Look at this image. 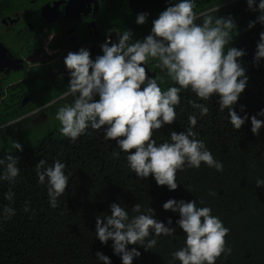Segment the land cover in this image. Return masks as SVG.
I'll use <instances>...</instances> for the list:
<instances>
[{"label": "clouds", "instance_id": "9594fccd", "mask_svg": "<svg viewBox=\"0 0 264 264\" xmlns=\"http://www.w3.org/2000/svg\"><path fill=\"white\" fill-rule=\"evenodd\" d=\"M246 3L250 11L260 13L248 28L255 27L256 23L264 25V0L258 4L257 0H246ZM220 6L197 13V0H169V6L152 21L151 32L143 40L134 39L133 32L126 29L117 36L116 42L106 40L101 45L103 54L94 60L86 48L69 52L64 59L69 83L63 96H71L72 100L60 106L55 114L61 135L75 143L88 135L89 130L103 132L102 139L106 143L115 141L119 150L112 152L113 158L118 159L124 153L127 166L136 177L147 180L151 176L157 186H166L170 192L181 185L177 182V173L185 167L199 169L204 164L223 172V163L194 131L198 119L210 115L208 102L213 98L220 113L227 110L225 119L234 131L238 132L249 120L247 114L240 115L235 110L248 86L249 78L242 62L247 53L230 46L237 35V24L231 15H218ZM148 15L139 13L136 24L144 25ZM201 19L202 23H198ZM149 61H155L154 67L161 70L162 76L150 75ZM261 61H264V32L259 35L253 58L255 65ZM164 77L176 86L162 90ZM185 91L203 102L188 99V105L195 110L188 115V127L180 133L170 131L158 143L159 130L178 120L177 108ZM48 107L50 104L45 103L39 110ZM240 111L244 112L243 106ZM262 128L264 109L251 117L253 135L259 136ZM12 147L23 151L19 142H12ZM18 165L19 158L13 154L0 158V183L17 184L18 177L22 179ZM34 168L38 185L46 189L49 206L60 207L59 199L70 187L72 176L67 164L60 159H54L51 164L40 159ZM256 187H264V179L258 178ZM209 195L214 197L216 193L210 191ZM14 197L10 187L5 193L9 204L0 207L3 220L16 215L11 207ZM28 203L24 212L29 211ZM199 204L203 205L204 201L200 200ZM163 209L179 214L176 225L185 237L184 245L171 254L170 264L176 261L217 264L218 259H227L232 254L225 239L230 229L219 216L213 215L211 207H199L196 199L187 202L169 199ZM110 213L96 217L95 237L102 245L111 241L113 253L120 257L122 264H133L141 256L136 247L129 248V245L149 251L157 246L161 236L173 237L176 233L170 218L166 225L156 218L150 206L142 207L141 203L130 210L123 203H112ZM96 257V264H112L102 252H97Z\"/></svg>", "mask_w": 264, "mask_h": 264}, {"label": "trees", "instance_id": "16d2710c", "mask_svg": "<svg viewBox=\"0 0 264 264\" xmlns=\"http://www.w3.org/2000/svg\"><path fill=\"white\" fill-rule=\"evenodd\" d=\"M4 3L0 1V6ZM109 3L119 7L121 33L129 29L136 40L150 34L152 21L169 6V0H109ZM219 6L218 15H231L237 24V35L230 46L246 51L242 62L249 78L235 106L237 113L247 114L249 120L238 132L225 119L227 110L218 111L215 98L208 102L210 115L198 119L194 129L213 156L223 163V172L204 164L199 169L185 167L177 173L181 185L170 192L166 186H157L151 176L147 180L136 177L128 168L124 153L118 159L113 158L112 152L119 150L115 141L106 143L102 139L103 132L89 130L88 135L71 143L61 135L56 120L38 139L23 145V151H16L12 145L0 148V158L9 153L19 158L22 177H18L14 186L0 183V207L9 204L5 193L12 187L15 197L11 207L16 211L9 220L0 218V264H96L97 252L108 256L112 264H122L113 253L112 242L102 245L95 237L96 217L110 215L112 203H123L129 210L141 203L142 207L150 206L156 218L166 225L169 218L173 221L175 235L161 236L155 248L145 251L143 247L129 245L141 253L133 264H170L171 254L184 245L185 237L176 225L179 214L163 209L169 199L185 202L196 199L199 207H211L213 215L219 216L230 229L225 239L232 254L227 259L221 257L217 264H264V187H256V180L264 179V128L259 136L251 132V117L264 109V61L259 65L253 62L264 25L256 23L248 28L260 13L250 11L246 0H197L195 11L209 12ZM139 13L149 14L144 25L135 22ZM197 22L202 23V19ZM170 86H176L170 79L161 85L162 90ZM181 95L178 120L159 130L158 143L170 131L180 133L188 127V115L195 111L188 105V99L203 102L190 91ZM40 159H46L49 164L60 159L72 173L70 187L56 209L49 206L46 189L37 183L34 166ZM210 191L216 195H209ZM200 200L204 201L203 205L199 204ZM26 202H29L28 212L23 211Z\"/></svg>", "mask_w": 264, "mask_h": 264}, {"label": "flooded vegetation", "instance_id": "af4514ba", "mask_svg": "<svg viewBox=\"0 0 264 264\" xmlns=\"http://www.w3.org/2000/svg\"><path fill=\"white\" fill-rule=\"evenodd\" d=\"M0 1H5L0 6L2 148L34 141L56 123L58 108L72 100L63 96L69 83L65 57L80 48L88 49L93 60L102 55L101 45L116 42L121 33V14L109 0ZM154 64L147 65L150 75L162 76ZM45 103L50 107L39 110Z\"/></svg>", "mask_w": 264, "mask_h": 264}, {"label": "rangeland", "instance_id": "374dc122", "mask_svg": "<svg viewBox=\"0 0 264 264\" xmlns=\"http://www.w3.org/2000/svg\"><path fill=\"white\" fill-rule=\"evenodd\" d=\"M26 134H27V132L23 133V134H22V137H21L19 140L23 139V138L25 137ZM31 138H32L31 136L26 137V139H25L24 142H27V141L30 140Z\"/></svg>", "mask_w": 264, "mask_h": 264}, {"label": "water", "instance_id": "95a60500", "mask_svg": "<svg viewBox=\"0 0 264 264\" xmlns=\"http://www.w3.org/2000/svg\"><path fill=\"white\" fill-rule=\"evenodd\" d=\"M154 76V75H153Z\"/></svg>", "mask_w": 264, "mask_h": 264}]
</instances>
